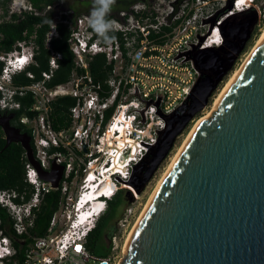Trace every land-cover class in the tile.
<instances>
[{
	"label": "built area",
	"instance_id": "built-area-1",
	"mask_svg": "<svg viewBox=\"0 0 264 264\" xmlns=\"http://www.w3.org/2000/svg\"><path fill=\"white\" fill-rule=\"evenodd\" d=\"M220 1L225 0L131 1L111 11L109 19L115 30L110 35L115 39L107 43L88 25L91 10L76 15L61 9L53 23L69 26L67 44L74 67L69 79L54 87H48L47 82L62 57L55 51H51L49 70L41 73L40 80L24 86L13 84V75L20 72L34 78L27 68L36 64L35 35L24 33L11 51L0 52V112L12 114L21 107L16 96L31 94L33 102L19 123L31 130L40 167L44 171H51L53 163L63 167L54 187L51 180L39 175L25 152V181L33 188L30 196L26 198L25 189L0 190V206L11 217L15 233L32 239L24 264L119 263L121 240L138 217L139 172L150 167L158 146L192 108L197 96L191 95L204 68L213 62V57L204 61L202 53L218 51L225 43L223 20L241 13L235 9L238 0H234L232 8L219 16ZM17 2L12 0L4 19L12 13L38 14L28 1ZM58 35L52 24L46 48ZM97 55L105 57L104 78H96L90 71V62ZM65 96L75 103L69 108L67 125L56 130L50 118L51 104ZM208 106L197 113L205 114ZM52 147L56 150L49 153ZM53 191L59 192V203L48 229L42 236H32L37 212L44 197ZM118 195L124 203L115 220L118 229L107 237L108 253L95 255L87 247L91 227ZM14 252L10 239L0 231V255L5 257L0 264H7Z\"/></svg>",
	"mask_w": 264,
	"mask_h": 264
},
{
	"label": "water",
	"instance_id": "water-1",
	"mask_svg": "<svg viewBox=\"0 0 264 264\" xmlns=\"http://www.w3.org/2000/svg\"><path fill=\"white\" fill-rule=\"evenodd\" d=\"M222 73L200 78L192 108L158 146L145 181L208 103ZM12 119L0 114L7 143L19 142L39 175L56 187L63 167L53 163L44 171L31 135ZM121 264H264V40L184 146Z\"/></svg>",
	"mask_w": 264,
	"mask_h": 264
},
{
	"label": "trees",
	"instance_id": "trees-1",
	"mask_svg": "<svg viewBox=\"0 0 264 264\" xmlns=\"http://www.w3.org/2000/svg\"><path fill=\"white\" fill-rule=\"evenodd\" d=\"M37 11L38 14L24 13L23 16H19L16 13H12L8 20L4 19L8 15L9 5L12 0H0V10L2 14L0 18V52H8L13 49V45L17 40L23 39L26 36L35 35L34 42L36 46L35 50V63L27 68V71L32 72L34 78L31 79L26 76V71L13 75V84L16 86L29 85L32 82L41 79V73L49 70V59L51 51L59 52L61 59L58 61V68L54 71L53 76L47 82L48 87H54L55 85L66 82L70 73L74 67V56L69 50L67 39L70 34L69 26L59 22L57 23L58 37L53 38L50 41V48H46V35L50 31L52 22L55 21V16L61 9H68L66 5H60L59 0H27ZM134 0H116V4L112 10H118L124 8L128 3ZM49 7V9H47ZM93 4L84 10L83 12H75L76 15L88 12L92 10ZM105 66V57L103 55H97L90 62V71L96 78H104L105 73H102ZM2 63L0 62V70ZM106 68H109L106 67ZM16 99L21 103V107L18 110L12 112L13 119L11 124L19 127L22 132H27L31 135V130L19 123V117L26 112V108L31 106L33 100L31 94H27L24 97L16 96ZM75 100L69 96L59 97L51 104L52 110L50 118L54 129L58 130L61 127L67 125L65 121L69 108L74 105ZM33 116L36 113L27 112ZM0 114H3L0 112ZM33 145V139L31 140ZM56 148L52 147L48 150L49 153H53ZM25 150L22 148L19 142L7 143L5 132L0 126V190L2 189H14L17 191L26 190V198L30 196V192L33 190L32 186L25 181V162L24 156ZM122 196L118 195L109 202L108 209L106 210V216L100 217L94 229L89 233L87 240V247L90 251H93L94 239H103L101 234L108 232L107 230L115 229V223L110 225L105 224L106 218L115 214L116 209L122 203ZM59 203V192L53 191L44 197V200L37 212L35 223L30 230L32 236H42L46 233L50 219L56 211ZM0 231L10 239L11 245L14 249V254L6 260L7 264H24L25 250L32 239L28 236H22L15 233L13 229V221L6 209L0 206ZM106 236H109L108 234ZM107 253L109 250L104 246ZM104 254V253H103ZM106 255V254H105Z\"/></svg>",
	"mask_w": 264,
	"mask_h": 264
},
{
	"label": "rangeland",
	"instance_id": "rangeland-1",
	"mask_svg": "<svg viewBox=\"0 0 264 264\" xmlns=\"http://www.w3.org/2000/svg\"><path fill=\"white\" fill-rule=\"evenodd\" d=\"M25 1V0H24ZM27 1V0H26ZM233 1L234 0H225V1H220L219 4V11L218 13L220 14L219 16L223 15V13H226L228 10H230L233 6ZM23 2V1H22ZM19 3V0L18 2ZM22 4V3H21ZM20 4V6H21ZM59 4L60 5H66L67 8L69 10H71L72 12H83L84 10H86L87 8H89L92 4H93V0H59ZM245 8V7H243ZM246 14L249 17V20L251 21V28L249 29V34L246 35L248 32H240L242 33L241 37L242 39H238L236 38V41L238 40V43L228 46L227 44L224 46L223 51H224V56H227V54H225V52H232L231 55L229 56L230 58L233 57V62L231 65H228L229 63H227V66L223 68V73L221 75V79L217 82V85L212 93V96L209 98L208 103L209 106L205 109V114L210 112V110L212 109V106L214 104L215 99L217 98L219 92L222 90V88L224 87V85L227 83L228 79L230 78V76L237 70L239 69L242 64L245 62V60L247 59L248 55L251 53V51L253 50L254 46L256 45V42L258 41V39L260 38L261 34L264 31V0H255L252 4L251 7L246 8L245 10H243L241 13H238L236 17V19L240 18V17H244L243 15ZM240 16V17H239ZM226 20H223V24H225ZM245 25H240V28ZM225 35L227 40L229 38L232 37V33L230 30V27L227 26V29H224ZM245 37H244V36ZM237 37H240L239 35ZM244 37V38H243ZM217 53L216 50H214L213 52L210 51H206L204 53H202V58L204 61H207L208 59H211L213 57V62L210 63V65H207V67H205L207 70L208 68L215 63L217 60H215V54ZM218 56L222 57L223 53L221 51L218 52ZM218 62H222V60L218 59ZM225 69V70H224ZM199 112V111H198ZM202 116L201 114L196 113L194 115L195 120L193 122H189L187 123V125L185 126V128L182 130V132L177 136V138L174 141V144L172 146V148L170 149V151L168 152V154L166 155V157L161 161V163L158 165V169L156 170L155 173H153V175L147 180L145 181L146 177H142L141 179H139L137 181V193L139 194V204H138V210H137V214L139 215L142 211V209L144 208L146 202L148 201L150 195L152 194V192L154 191V189L156 188L159 180L161 179L162 175L165 173L166 169L168 168L169 164L171 163L173 157L176 155V153L178 152V149L180 148V146L182 145L185 137L188 135V133L190 132L192 126L194 125V122H196V120ZM122 203V206L118 207V209H116V212L114 215L106 218L105 220V224L106 225H110V223H115V220L117 219V217L119 216V212H121V208L123 207V200L120 201ZM133 226V224H131L129 227H127V231L125 232L121 243L123 245L124 243V239L126 237V234L128 233V231L131 229V227ZM115 229L113 231H115ZM108 232H106V235L110 234L112 231V229L107 230ZM102 233L101 237L103 239H94L93 243V248L94 250L92 251L95 255L98 256H104L105 254V249L104 246L106 247V240L107 237ZM104 253V254H103ZM122 258V249H121V253H120V259Z\"/></svg>",
	"mask_w": 264,
	"mask_h": 264
},
{
	"label": "bare ground",
	"instance_id": "bare-ground-1",
	"mask_svg": "<svg viewBox=\"0 0 264 264\" xmlns=\"http://www.w3.org/2000/svg\"><path fill=\"white\" fill-rule=\"evenodd\" d=\"M255 0H238L237 1V7H235V9L239 12H242L243 10H245L246 8H249L252 6L253 2ZM245 7V8H243ZM217 36L219 38H221L220 33H216ZM264 40V31L261 34L260 38L258 39V41L256 42V45L254 46L253 50L251 51V53L248 55L247 59L245 60V62L242 64V66L237 69L228 79L227 83L224 85V87L222 88V90L219 92L217 98L214 101V104L212 106V109L210 110V112L203 114L202 116H200L196 122H194V125L192 126L190 132L188 133V135L185 137L182 145L180 146V148L178 149V152L176 153V155L173 157L171 163L169 164L168 168L166 169L165 173L162 175L161 179L159 180L156 188L154 189V191L152 192V194L150 195L148 201L146 202L144 208L142 209L141 213L138 215L136 221L134 222L133 226L131 227V229L128 231V233L126 234V237L124 239V243L122 245V258L120 259L118 264H121L124 256L127 252L129 243L134 235V232L137 228V226L139 225L140 221L142 220L143 216L145 215L148 207L150 206L152 200L154 199V197L156 196L159 188L161 187L164 179L166 178V176L168 175L171 167L173 166L174 162L176 161V159L178 158V156L180 155V153L182 152L184 146L186 145V143L190 140V138L192 137V135L194 134V132L196 131V129L198 128V126L201 124V122H203L204 120H206L214 111V109L217 107L218 103L220 102V100L222 99L223 95L225 94V92L227 91V89L230 87V85L233 83V81L238 77V75L240 74V72L242 71V69L244 68V66L246 65L247 61L250 59V57L252 56L253 52L256 50V48L261 44V42ZM59 61V60H58ZM96 193V191H95ZM94 229V227L91 228V231Z\"/></svg>",
	"mask_w": 264,
	"mask_h": 264
},
{
	"label": "flooded vegetation",
	"instance_id": "flooded-vegetation-1",
	"mask_svg": "<svg viewBox=\"0 0 264 264\" xmlns=\"http://www.w3.org/2000/svg\"><path fill=\"white\" fill-rule=\"evenodd\" d=\"M243 16L244 17H240L239 16L240 18H238V19H236L237 16H233V17H230V18H228L226 20L225 26L226 27L227 26L230 27V30H231V33H232V37L229 38L228 40L226 38L224 45L217 51V53H214L215 54L214 55L215 56V60H217V61L215 63H213L208 68V70L206 68H204L203 75H202L203 78L206 77V76H209L211 79L214 80L217 76H219L223 72V68L227 66V63H229L228 65L232 64L233 57H231V58L229 57L232 52H230V53L229 52H225V54H227V56H224L223 48H224V46L226 44L228 46H231V45H234V44L238 43V40L236 41V38H238L239 40L242 39V37H241L242 33L248 32L246 35L249 34V29L251 28V21L249 20L248 15L244 14ZM240 25H245V26H243V28L242 27L240 28ZM240 32H242V33H240ZM238 35L240 37H237ZM219 51H221L223 53L222 57L218 56V52ZM218 59L222 60V62H218L219 61ZM195 92H196V90L194 91V93ZM194 93L192 94V98L195 97ZM192 98H190V99H192ZM157 169H158V167L156 168V170ZM156 170L153 173H155ZM148 173H149V168H146L145 170H140L139 175H138V177H139L138 179H141L142 177H146ZM106 213L107 212H105L102 217H105Z\"/></svg>",
	"mask_w": 264,
	"mask_h": 264
},
{
	"label": "clouds",
	"instance_id": "clouds-1",
	"mask_svg": "<svg viewBox=\"0 0 264 264\" xmlns=\"http://www.w3.org/2000/svg\"><path fill=\"white\" fill-rule=\"evenodd\" d=\"M115 4L116 0H93V8L88 19L89 27L105 43L115 39L114 36L110 35L115 30V26L109 19ZM52 24L54 30L56 26L53 22ZM4 259L5 257L0 255V263L4 262Z\"/></svg>",
	"mask_w": 264,
	"mask_h": 264
},
{
	"label": "snow or ice",
	"instance_id": "snow-or-ice-1",
	"mask_svg": "<svg viewBox=\"0 0 264 264\" xmlns=\"http://www.w3.org/2000/svg\"><path fill=\"white\" fill-rule=\"evenodd\" d=\"M21 63H23V61H21ZM77 251H80V248H79V246H77Z\"/></svg>",
	"mask_w": 264,
	"mask_h": 264
}]
</instances>
